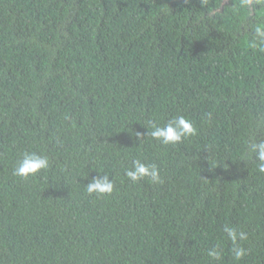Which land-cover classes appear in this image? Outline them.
I'll use <instances>...</instances> for the list:
<instances>
[{
	"label": "trees",
	"instance_id": "1",
	"mask_svg": "<svg viewBox=\"0 0 264 264\" xmlns=\"http://www.w3.org/2000/svg\"><path fill=\"white\" fill-rule=\"evenodd\" d=\"M223 1L0 0V264H264L246 155L264 138V5ZM178 115L197 135L147 136ZM25 151L50 167L13 175ZM134 159L163 183L133 184ZM102 173L113 192L88 194ZM225 225L247 234L239 261Z\"/></svg>",
	"mask_w": 264,
	"mask_h": 264
},
{
	"label": "clouds",
	"instance_id": "2",
	"mask_svg": "<svg viewBox=\"0 0 264 264\" xmlns=\"http://www.w3.org/2000/svg\"><path fill=\"white\" fill-rule=\"evenodd\" d=\"M253 0H246L247 4H251ZM255 3L264 5V0H255ZM258 15L264 16V8ZM253 49L264 52V23L255 27V36L252 43L249 45ZM147 136L163 145H177L184 140L197 135V128L192 120L183 115L173 116L167 123L160 126L154 121H149ZM138 139L141 138V133L134 134ZM247 157L256 162L257 171L264 174V138L252 139L247 148ZM50 167V161L47 156L38 154L34 151L23 152L16 161L13 175L27 180L29 177H35L42 171ZM102 178L94 177L90 183L86 185L88 194H95L98 197L111 194L114 190V183L109 180V175L102 173ZM125 175L133 184L148 178L154 184L163 183L160 176L159 167L155 163L145 164L140 159L132 161L131 168L125 169ZM224 233L227 234V239L232 243V254L236 261L243 259L247 254V250L240 246V241L247 240V234L239 231L236 227L225 225ZM222 248L219 244L210 248L207 252L208 257L214 261L222 260Z\"/></svg>",
	"mask_w": 264,
	"mask_h": 264
},
{
	"label": "water",
	"instance_id": "3",
	"mask_svg": "<svg viewBox=\"0 0 264 264\" xmlns=\"http://www.w3.org/2000/svg\"><path fill=\"white\" fill-rule=\"evenodd\" d=\"M228 1H229V0H224L223 3H222V5H221V7H220L218 10L221 11V10L223 9V6H224Z\"/></svg>",
	"mask_w": 264,
	"mask_h": 264
}]
</instances>
